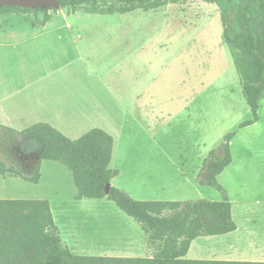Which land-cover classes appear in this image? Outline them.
<instances>
[{"label":"rangeland","instance_id":"1","mask_svg":"<svg viewBox=\"0 0 264 264\" xmlns=\"http://www.w3.org/2000/svg\"><path fill=\"white\" fill-rule=\"evenodd\" d=\"M82 10L63 8L49 13L54 15L53 22H62V15L68 13V21L86 23V51L99 60L91 59L90 64L103 75L99 85H93V78L86 82L98 85V92L92 89L91 94L99 96L103 88L107 95L96 100L104 112L101 122L114 140L109 167L120 169L113 186L137 200H221L217 189L206 185L194 188L192 181L182 183L177 178L180 170H189L187 174L196 170L201 155L203 161L226 133L234 131L231 162L217 181L231 203L236 229L195 238L186 258L264 261V96L257 120L239 127L252 113L222 39L216 4L184 0L155 10L125 13ZM28 15L35 21L42 18L40 12L39 19ZM75 86L86 89L81 81ZM82 98L86 101V95ZM0 139V158L24 172L29 170L35 156L20 151L21 139ZM40 174L38 186L16 183L11 190L52 200L53 220L63 244L73 253L91 255L79 247L78 239L83 230L104 225L122 228L133 247L140 245L145 235L140 225L114 202L74 199L76 188L64 165L42 160ZM167 176L169 180H165ZM55 202L59 208L52 207ZM152 250L146 239L143 253L150 255ZM133 255L140 256L137 252Z\"/></svg>","mask_w":264,"mask_h":264},{"label":"trees","instance_id":"2","mask_svg":"<svg viewBox=\"0 0 264 264\" xmlns=\"http://www.w3.org/2000/svg\"><path fill=\"white\" fill-rule=\"evenodd\" d=\"M184 0H58L59 8L74 12L83 8L90 13H125L134 9L155 10L167 3ZM219 9L222 39L227 45L241 79L242 94L252 118L257 120L259 100L264 96V0H202ZM55 9L0 6V15L42 13L39 21H49ZM0 138L8 142L20 138L18 147L35 160L26 172L0 158V174H10L37 183L41 160L56 161L72 175L76 188L74 199L105 198L139 225L152 245L147 256L78 255L63 244L47 199H0V264H264V261L188 259L191 242L199 236H214L236 229L231 203L218 183L217 176L231 162L229 143L235 132L208 151L197 174L200 185L221 192V200H137L126 191L105 185L118 174L109 163L113 137L102 128H91L80 137L70 139L45 122L21 130L0 124ZM0 139V150L2 149Z\"/></svg>","mask_w":264,"mask_h":264},{"label":"crops","instance_id":"3","mask_svg":"<svg viewBox=\"0 0 264 264\" xmlns=\"http://www.w3.org/2000/svg\"><path fill=\"white\" fill-rule=\"evenodd\" d=\"M82 11L87 12L84 9ZM27 15H0V124L21 130L34 123L45 122L70 139L80 137L89 130L86 128L95 126L111 134L101 122V113L104 112L96 100L97 97L106 98L107 95L103 88L102 94L99 92L101 95L91 94L92 89L98 92V85L102 82L98 80H102L103 75L90 64V60L97 61L98 56L86 51V23L68 21V13L62 15V22H53L52 14L44 24L33 22V17ZM35 19H39L38 16ZM91 78L96 81L93 85L97 86H90L92 84L86 82V79ZM78 81H81L86 92L84 88L75 86ZM83 95H86V101L82 100ZM202 157L196 170L188 174L186 171L189 170H180L177 180L182 183L192 181L194 188L202 187L196 178ZM111 169H117L120 173L119 168ZM116 176L110 179L111 186ZM169 179L167 176L165 180ZM40 181L41 174L38 182L32 184L36 187ZM16 183L28 186L27 183L31 182L7 173L0 174V199H47L51 209L52 200L43 195L12 191V185ZM59 202L64 203L62 200ZM59 202H55L52 207L59 208ZM129 239L130 235L122 228L104 225L90 231L83 230L78 240L79 247L89 250L91 255L134 256L137 252L140 256H147L143 253L146 235L138 247H133ZM72 249L77 250L75 247Z\"/></svg>","mask_w":264,"mask_h":264},{"label":"water","instance_id":"4","mask_svg":"<svg viewBox=\"0 0 264 264\" xmlns=\"http://www.w3.org/2000/svg\"><path fill=\"white\" fill-rule=\"evenodd\" d=\"M2 5H15L22 8L59 9L58 0H0V6ZM110 186V183L105 185L106 193L109 191Z\"/></svg>","mask_w":264,"mask_h":264}]
</instances>
